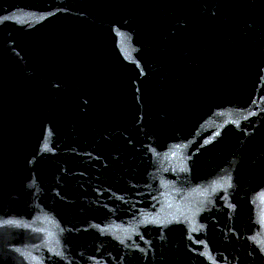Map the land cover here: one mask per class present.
Listing matches in <instances>:
<instances>
[{
    "label": "water",
    "instance_id": "1",
    "mask_svg": "<svg viewBox=\"0 0 264 264\" xmlns=\"http://www.w3.org/2000/svg\"><path fill=\"white\" fill-rule=\"evenodd\" d=\"M0 264H264V0H0Z\"/></svg>",
    "mask_w": 264,
    "mask_h": 264
}]
</instances>
